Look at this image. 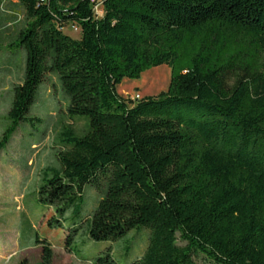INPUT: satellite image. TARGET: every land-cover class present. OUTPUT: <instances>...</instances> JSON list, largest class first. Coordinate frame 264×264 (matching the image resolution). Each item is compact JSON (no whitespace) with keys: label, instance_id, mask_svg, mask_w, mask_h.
Masks as SVG:
<instances>
[{"label":"trees","instance_id":"obj_1","mask_svg":"<svg viewBox=\"0 0 264 264\" xmlns=\"http://www.w3.org/2000/svg\"><path fill=\"white\" fill-rule=\"evenodd\" d=\"M4 2L0 45L16 52L5 53L0 75H20L0 151L46 84L56 120L44 132L37 193L54 208L48 226L83 214L86 187L101 191L66 246L78 234L119 246L147 229L129 264H264V0ZM68 24L78 39L63 33ZM160 65L164 92L117 94L123 79ZM82 116L79 135L72 121ZM37 243L35 264H53L51 245ZM95 264H116L111 249Z\"/></svg>","mask_w":264,"mask_h":264},{"label":"rangeland","instance_id":"obj_2","mask_svg":"<svg viewBox=\"0 0 264 264\" xmlns=\"http://www.w3.org/2000/svg\"><path fill=\"white\" fill-rule=\"evenodd\" d=\"M6 2L0 0V11ZM2 6V7H1ZM94 14L102 16L101 7H96ZM14 27L9 26L5 35L13 33ZM63 33L78 39L80 30L73 24L63 28ZM16 52L15 47L6 49L0 45V65L5 60L7 51ZM21 57L17 58L20 64ZM20 71L11 75H0V139L9 125L6 113L9 109L10 90L12 83L17 82ZM169 81V69L165 65L151 68L142 73L136 80L123 79L116 86L117 94L131 101L147 96H156L164 92ZM48 86L39 85L34 95V101L26 114V122L21 123L11 137L9 144L0 151V264H20L27 259L29 264L40 260V245L37 241L48 242L54 252L53 264H95L99 254L111 249V256L116 264H129L137 257L146 244L148 230H131L126 234V240L116 242L92 241L83 235H77L66 246L65 238L73 221H79L83 214L88 213L89 207L96 204L101 191L89 187L85 189L86 208L72 218V215L61 227H49L47 222L55 215L52 206L44 205L39 201L38 169L43 154L51 144L52 133L47 131L50 124V110L54 109V102L48 98ZM139 96V99L135 98ZM72 121L79 135L87 131L88 119L75 117ZM56 117L53 116L51 124ZM50 124V125H51ZM44 135V137H43ZM35 143V144H34ZM131 237L129 251L124 246ZM145 240V243H144ZM70 249V250H67ZM71 251V252H70ZM196 264H208L202 258L196 259Z\"/></svg>","mask_w":264,"mask_h":264},{"label":"bare ground","instance_id":"obj_3","mask_svg":"<svg viewBox=\"0 0 264 264\" xmlns=\"http://www.w3.org/2000/svg\"><path fill=\"white\" fill-rule=\"evenodd\" d=\"M135 98L139 99V96H135Z\"/></svg>","mask_w":264,"mask_h":264}]
</instances>
